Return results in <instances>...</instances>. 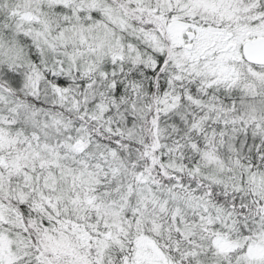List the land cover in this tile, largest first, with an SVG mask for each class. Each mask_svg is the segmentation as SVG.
<instances>
[{
  "label": "snow or ice",
  "instance_id": "1",
  "mask_svg": "<svg viewBox=\"0 0 264 264\" xmlns=\"http://www.w3.org/2000/svg\"><path fill=\"white\" fill-rule=\"evenodd\" d=\"M0 264H264V0H0Z\"/></svg>",
  "mask_w": 264,
  "mask_h": 264
}]
</instances>
